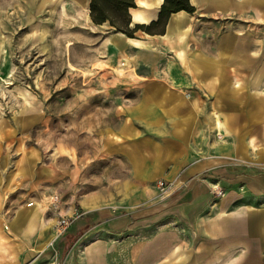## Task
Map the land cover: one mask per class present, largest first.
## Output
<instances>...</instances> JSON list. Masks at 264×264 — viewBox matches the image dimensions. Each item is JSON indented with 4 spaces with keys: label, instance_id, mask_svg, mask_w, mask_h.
<instances>
[{
    "label": "crops",
    "instance_id": "obj_1",
    "mask_svg": "<svg viewBox=\"0 0 264 264\" xmlns=\"http://www.w3.org/2000/svg\"><path fill=\"white\" fill-rule=\"evenodd\" d=\"M134 3L131 27L158 21L163 0ZM189 4L162 33L106 34L113 104L89 142L39 146L31 115L0 119V264H264V0ZM158 181L180 187L159 201Z\"/></svg>",
    "mask_w": 264,
    "mask_h": 264
},
{
    "label": "rangeland",
    "instance_id": "obj_2",
    "mask_svg": "<svg viewBox=\"0 0 264 264\" xmlns=\"http://www.w3.org/2000/svg\"><path fill=\"white\" fill-rule=\"evenodd\" d=\"M104 26L70 0H0V119L31 115L39 146L89 142L96 109L113 104L107 81L97 82L106 34L115 33ZM129 86L109 81L111 91Z\"/></svg>",
    "mask_w": 264,
    "mask_h": 264
},
{
    "label": "trees",
    "instance_id": "obj_3",
    "mask_svg": "<svg viewBox=\"0 0 264 264\" xmlns=\"http://www.w3.org/2000/svg\"><path fill=\"white\" fill-rule=\"evenodd\" d=\"M134 7V0H89V17L95 26L107 25L115 33H122L131 38L138 31L150 35L162 33L170 15L181 11L187 13L194 11L189 0H163L157 22L149 26L131 27L129 10Z\"/></svg>",
    "mask_w": 264,
    "mask_h": 264
},
{
    "label": "built area",
    "instance_id": "obj_4",
    "mask_svg": "<svg viewBox=\"0 0 264 264\" xmlns=\"http://www.w3.org/2000/svg\"><path fill=\"white\" fill-rule=\"evenodd\" d=\"M179 187H180V183L177 181H172V182L158 181L156 184V188H157L156 198L159 201H164L168 199L170 196H172L175 192H177ZM212 191L215 196L223 195L222 189H220L217 186H213ZM60 203L61 200L59 196L57 195L50 196L47 201V210L58 211ZM78 217H79L78 214H73L72 216L60 217L54 226V231L56 236L63 234Z\"/></svg>",
    "mask_w": 264,
    "mask_h": 264
},
{
    "label": "bare ground",
    "instance_id": "obj_5",
    "mask_svg": "<svg viewBox=\"0 0 264 264\" xmlns=\"http://www.w3.org/2000/svg\"><path fill=\"white\" fill-rule=\"evenodd\" d=\"M43 2H45V1H48V2H51V4H53L54 2L55 3H60V2H62V0H54V1H52V0H42ZM35 2V1H34ZM143 3V5L145 4V2H142ZM144 7H146V6H144ZM143 9V8H142ZM34 10V9H33ZM131 11V10H130ZM133 14V13H132ZM134 16V15H133ZM134 19V18H133ZM137 20V19H136ZM124 64H121V66H123ZM118 72L119 73H122V68H120L119 70H118ZM24 98H26L25 96H24ZM47 225V224H46ZM48 226V225H47ZM50 228V227H49Z\"/></svg>",
    "mask_w": 264,
    "mask_h": 264
}]
</instances>
